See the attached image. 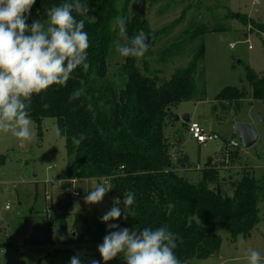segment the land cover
<instances>
[{"label": "trees", "instance_id": "16d2710c", "mask_svg": "<svg viewBox=\"0 0 264 264\" xmlns=\"http://www.w3.org/2000/svg\"><path fill=\"white\" fill-rule=\"evenodd\" d=\"M96 1L94 21L86 15L74 13L77 20L85 21L84 31L89 36L88 70L84 71L79 66L66 86L53 85L47 92L32 97L30 117L37 124L39 136L43 135V120L52 117L65 139L70 158L65 181L109 179L114 184L112 202L121 200L118 207L122 215L114 220L115 224L130 230L167 226L182 238V243L178 240L174 250L182 264L218 253L223 243V238L217 234L221 225L232 242H236L240 235L250 236L264 219L260 208L264 201V180H257L250 170L244 168L233 196L229 197L212 186L218 175L214 168H205L198 184L190 182L179 174V169L186 167V163L180 159L172 160V144L165 133L167 121L174 116V121L180 120L178 115H174V108L197 95L195 76L198 63L205 56L204 45L199 47L186 67L179 69L161 85L149 75L151 69L146 61V72L140 69L141 57H125L121 67L123 81L119 83L110 77L109 72V58L117 35L110 30L115 17L126 18L129 38L142 31L152 39L153 44L160 33H170L176 23L159 32L154 31L147 17L133 8L134 15L130 18L128 6L131 0L126 1L123 9L119 8L121 0ZM64 2L67 0H36L27 23L31 24L36 19L46 21L47 9ZM243 22L264 33V24L248 21L247 17ZM246 69L252 97L264 101V75L260 76L251 67ZM80 88H84L85 95L70 102V94ZM246 95L247 92L238 87H226L217 99L237 100ZM44 103L50 105L46 110L42 107ZM89 103L92 111L87 109ZM80 133H84L86 139L77 147L72 137H79ZM233 154L237 156L236 152ZM71 188L74 190L68 194L64 185L65 194L58 218L60 230L65 235L63 242L89 251L85 246L87 243L99 245L103 242L106 225L102 221H90L81 212L71 216L75 201L73 193L79 192L80 200L82 196L76 185ZM128 192L133 193L135 199L125 209L129 214L125 220L122 200ZM70 221L73 222L71 229ZM54 224L52 216L50 224L44 227L48 232V243Z\"/></svg>", "mask_w": 264, "mask_h": 264}, {"label": "rangeland", "instance_id": "374dc122", "mask_svg": "<svg viewBox=\"0 0 264 264\" xmlns=\"http://www.w3.org/2000/svg\"><path fill=\"white\" fill-rule=\"evenodd\" d=\"M126 1H120V9L124 8ZM134 1L131 0L128 6L130 18L134 15ZM86 2L89 7L86 17L94 21L97 1ZM145 12L154 31L159 32L176 23L170 33H160L154 44L148 37V50L139 61V67L144 72V62L149 64V75L157 79L158 85L186 67L202 44L205 49V56L198 63L195 76L197 95L193 100L181 102L173 112L186 109L187 113H191V121L207 124L204 126L201 123L206 129L219 133V139L202 145L199 155V145L186 127L184 132L178 133L180 138L183 137L187 156L180 158V152H172V160L185 162L189 168L188 179L196 184L200 182L205 168L212 166L222 169L218 170L217 183L212 186L221 190L226 197L233 196L244 168L250 170L257 180H264V101L252 97L246 69L251 67L260 76L264 75V33L243 22L247 17L248 21L264 24V0H260L259 4L253 0H146ZM115 32L117 35L109 58V72L112 79L121 83V67L125 57L119 55L116 46L125 44L126 39L119 36L118 30ZM226 87H238L245 90L247 95L237 100L217 99ZM31 120L32 138L29 141L19 140L11 131L0 132V216H3L0 219V264H70V258L74 255L79 256L82 264H90L92 259L104 264L97 250L98 244L87 243L85 246L90 250L85 251L79 249L78 245L63 242L65 235L58 223L60 211L57 203L65 194L64 185L69 194L73 192L71 187L75 183L82 196L81 200L73 202L71 216L81 212L90 221H101L100 217L113 206L114 184L110 181L106 186L104 181L91 178L66 182L70 158L67 156L65 139L54 132L56 119L48 117L43 120L41 137L36 122ZM237 120L256 126L259 134L257 144L250 148L243 145L235 133L234 123ZM171 132L168 128L166 136H171ZM231 139L240 142V147L230 148ZM219 152V157L214 160ZM235 152L237 156L233 154ZM235 166L238 168L234 169ZM99 184L110 190L102 202L86 204L84 197ZM47 196H51L50 202ZM7 204L11 206L10 210L6 209ZM260 208L264 215V201ZM52 216L55 224L49 234L51 241L45 245H26L23 238L25 221L33 220L45 227L50 224ZM72 223L70 221L69 229ZM108 224H115V221L105 223L106 234L111 231ZM217 234L223 238L218 253L203 260H189L186 264H247L245 250L249 248L259 251L264 259V219L250 236L240 235L236 242L231 241L222 225L217 228ZM107 264L125 262L117 256Z\"/></svg>", "mask_w": 264, "mask_h": 264}, {"label": "clouds", "instance_id": "9594fccd", "mask_svg": "<svg viewBox=\"0 0 264 264\" xmlns=\"http://www.w3.org/2000/svg\"><path fill=\"white\" fill-rule=\"evenodd\" d=\"M36 0H0V132L11 131L21 141L32 138L30 109L32 97L40 95L53 85L66 86L71 74L77 67L84 71L89 68L87 62L90 47L89 36L84 31L85 21L77 20L76 15H88L86 0H67L60 5L47 9L46 23L40 19L27 23ZM74 13L76 15H74ZM111 31H117L126 39L123 45L117 44L116 51L121 57H143L148 50L144 32L128 37L127 21L123 16L115 17ZM85 95L84 88L74 90L69 101ZM43 99V98H42ZM46 110L48 103L42 104ZM87 109L92 111L89 103ZM57 136L60 128L54 129ZM86 139L84 133L74 135L75 146ZM110 189L103 184L97 185L84 197L86 204L102 202ZM134 194L125 193L123 198L124 219L128 217L125 209L134 203ZM120 199L102 217V222L117 220L122 212ZM109 231L97 250L104 262L122 257L125 264H182L176 256L177 241L182 238L167 226L153 229L120 228L118 224H108ZM247 264H264L261 253L255 249H246ZM70 264H82L79 256L70 258ZM90 264H100L92 259Z\"/></svg>", "mask_w": 264, "mask_h": 264}, {"label": "water", "instance_id": "95a60500", "mask_svg": "<svg viewBox=\"0 0 264 264\" xmlns=\"http://www.w3.org/2000/svg\"><path fill=\"white\" fill-rule=\"evenodd\" d=\"M132 8L135 12L139 14L145 15L146 9V0H135ZM149 38L146 39V43L148 44ZM181 118L184 122H189L188 114H182ZM235 133L237 136L240 137L241 142L246 148H250L257 144V140L259 137L258 130L253 123L249 122H242V121H235ZM177 151H174L176 153ZM62 202L63 199L58 201L57 209L58 211L62 210ZM23 228V238L24 242L28 246L32 245H45L48 244V232L44 229L43 226L39 225L35 221L27 220L24 223Z\"/></svg>", "mask_w": 264, "mask_h": 264}, {"label": "crops", "instance_id": "0c3cea01", "mask_svg": "<svg viewBox=\"0 0 264 264\" xmlns=\"http://www.w3.org/2000/svg\"><path fill=\"white\" fill-rule=\"evenodd\" d=\"M179 112H176V113H174V115H178L179 116V119L180 120H173V119H175L174 117L172 118V119H170V121H167V126H166V129H165V133L167 134V130H168V128H170V130H172V132H171V136H168V139H169V142H170V144H172V150H173V153H174V151H177L176 153H178V152H180V154L178 155V157H182L183 155H185V156H187V153H185V150H184V144H183V137H179V134L180 133H178V131H182V132H184L185 131V128L186 127H188L189 128V125H188V123L187 122H184L183 121V119L181 118V115L182 114H186L188 111L186 110V109H180V110H178ZM188 114V116H189V121H191V113H187ZM193 121H196V122H198L199 123V121H197V120H193ZM201 122V121H200ZM204 126H207V124H205V123H203V122H201ZM201 123H199V124H201ZM182 125V126H181ZM180 126L182 127L181 129H179L180 128ZM212 130V129H211ZM212 131H214V132H216L215 130H212ZM217 133V132H216ZM219 134V133H218ZM188 135V134H187ZM259 138V137H258ZM196 142V141H195ZM197 143V142H196ZM199 145V144H198ZM201 147H202V145H199V151H198V154L200 155L201 154ZM176 153H174V154H176ZM220 153L221 152H219V154L217 153L216 155H215V157H214V160L215 159H217L218 157H219V155H220ZM188 158V157H187ZM211 159V158H210ZM209 159V160H210ZM208 160V161H209ZM207 161V162H208ZM207 168H214L215 170H220L218 167H207ZM238 167L237 166H235L234 167V169H237ZM200 169V168H199ZM189 170V168H187V167H184V168H182V169H179V172H180V174L181 175H184L187 179H188V175H189V173L187 172ZM220 171H223L222 169L220 170ZM219 172V171H218ZM202 176H203V173H201V178H202ZM218 177H219V174L217 175ZM219 179V178H218ZM189 180V179H188ZM199 180V179H198ZM201 180V179H200ZM199 180V181H200ZM216 180H217V178H216ZM216 180H214L215 182L213 183V184H215V183H217V181ZM191 181V180H190ZM212 184V185H213ZM7 206V205H6ZM8 210V209H7ZM10 210V209H9ZM3 218V216H0V219H2ZM5 218V217H4ZM1 221V220H0Z\"/></svg>", "mask_w": 264, "mask_h": 264}, {"label": "built area", "instance_id": "2783aa9c", "mask_svg": "<svg viewBox=\"0 0 264 264\" xmlns=\"http://www.w3.org/2000/svg\"><path fill=\"white\" fill-rule=\"evenodd\" d=\"M254 3L259 4L260 0H253ZM249 48H251V46H249ZM189 125V133L190 136L197 142V144H202V145H207L208 142L210 141H215L219 139V135L218 133L212 131L211 129H206L202 124H199L196 121H189L188 122ZM240 146V142H238L237 140H230L229 141V147L230 148H238ZM73 181L72 183L76 182L77 180L73 179L71 180ZM69 182V181H68ZM110 180L106 179L104 180V183L107 185V183H109ZM75 185V183H74ZM79 192H74L73 193V198L74 200H80V196H79ZM51 196H47V200L50 202ZM6 209H11V206L9 204H7Z\"/></svg>", "mask_w": 264, "mask_h": 264}]
</instances>
